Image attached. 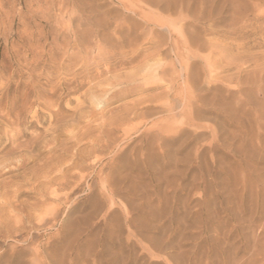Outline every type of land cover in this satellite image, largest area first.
<instances>
[{
  "label": "rangeland",
  "instance_id": "374dc122",
  "mask_svg": "<svg viewBox=\"0 0 264 264\" xmlns=\"http://www.w3.org/2000/svg\"><path fill=\"white\" fill-rule=\"evenodd\" d=\"M0 264H264V0H0Z\"/></svg>",
  "mask_w": 264,
  "mask_h": 264
},
{
  "label": "bare ground",
  "instance_id": "6f19581e",
  "mask_svg": "<svg viewBox=\"0 0 264 264\" xmlns=\"http://www.w3.org/2000/svg\"><path fill=\"white\" fill-rule=\"evenodd\" d=\"M240 5H241V4H240ZM149 15H150V14H149ZM159 17H160V16H159ZM175 20H176V19H175ZM175 20H174V21H175ZM164 21H165V20H164ZM177 21H178V20H177ZM158 27H160V25H159ZM169 29H170V28H169ZM175 32H176V31H175ZM171 33H172V32H171ZM169 34H170V33H169ZM178 35H179V34H178ZM186 41H187V40H186ZM183 44H184V42H183ZM184 45H185V44H184ZM187 45H188V44H187ZM194 49H195V48H194ZM186 51H187V50H186ZM171 52H172V51H171ZM192 52H193V51H192ZM175 55H177V53H176ZM178 56H179V55H178ZM175 57H177V56H175ZM234 61H235V60H234ZM165 63H166V62H165ZM189 63H190V62H189ZM162 64H163V63H162ZM168 65H169V64H168ZM172 65H173V64H171V66H172ZM178 65H180V64H178ZM159 67H160V66H159ZM179 67H180V66H179ZM181 67H182V66H181ZM181 67H180V68H181ZM167 68H168V67H167ZM185 68H186V67H185ZM141 69H142V68H141ZM156 69H157V68H156ZM173 69H174V68H173ZM152 70H153V69H152ZM158 70H159V69H158ZM162 70H163V69H162ZM183 70H184V69H183ZM147 71H148V70H147ZM163 71H164V70H163ZM184 71H185V70H184ZM211 71H212V70H211ZM161 72H162V71H161ZM174 72H176V71H174ZM177 74H178V73H177ZM171 75H172V74H171ZM156 77H157V76H156ZM165 77H166V76H165ZM172 78H173V77H172ZM172 78H171V79H172ZM183 78H184V77H183ZM161 79H162V78H161ZM184 79L186 80V79H188V78L185 77ZM156 80H157V79H156ZM185 80H184V82L186 83L187 80H186V81H185ZM258 80H259V79H258ZM171 81H172V80H171ZM175 81H176V80H175ZM164 82H166V81H164ZM170 83H171V82H170ZM187 85H188V84H187ZM187 87H189V86H187ZM171 89H172V88H171ZM180 89H181V88H180ZM185 89H186V88H185ZM176 90H177V89H176ZM184 91H185V90H184ZM176 94H177V93H176ZM105 98H106V97H105ZM182 98H183V97H182ZM182 98H181V99H182ZM188 99H189V98H188ZM171 108H172V107H171ZM173 113H174V112H173ZM175 113H176V112H175ZM162 141H163V140H162ZM82 188H83V187H82ZM71 198H72V197H71ZM55 219H56V218H55ZM129 240H130V239H129Z\"/></svg>",
  "mask_w": 264,
  "mask_h": 264
}]
</instances>
